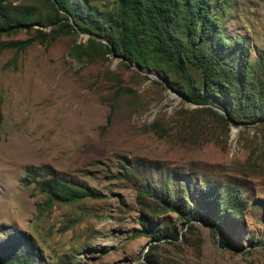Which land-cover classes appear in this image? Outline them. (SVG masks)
Listing matches in <instances>:
<instances>
[{
	"label": "rangeland",
	"instance_id": "374dc122",
	"mask_svg": "<svg viewBox=\"0 0 264 264\" xmlns=\"http://www.w3.org/2000/svg\"><path fill=\"white\" fill-rule=\"evenodd\" d=\"M1 1L32 14L0 35L3 256H25L26 264H264V123L226 122L218 106L196 103L143 72L186 88L202 79L192 66L168 75V67L162 73L126 63L113 40L117 0H72L98 10V17L84 15L103 37L70 16L76 30L62 27L49 0ZM214 4L217 35L235 48L228 57L243 47L256 65L264 53V0ZM92 37L111 51L88 49ZM31 38L25 48L11 45ZM46 164L99 195L50 201L27 170ZM230 187L247 203L208 213L205 205L213 209ZM148 189L165 195L140 198ZM167 192L182 206L181 218L154 213ZM144 216L152 219L148 234ZM222 234L231 244H222Z\"/></svg>",
	"mask_w": 264,
	"mask_h": 264
},
{
	"label": "trees",
	"instance_id": "16d2710c",
	"mask_svg": "<svg viewBox=\"0 0 264 264\" xmlns=\"http://www.w3.org/2000/svg\"><path fill=\"white\" fill-rule=\"evenodd\" d=\"M49 1L55 11L53 17L59 21L65 20L61 24L62 27L76 30L68 19L70 16L72 21L77 20L81 30L103 37L101 34L103 28L95 32L91 27L94 26V21L84 15L89 13L98 17V10L94 6L72 0ZM117 2L120 4V12L117 13L118 34L113 40L126 63L151 67L162 73H166L165 67H168L170 68L168 75L186 72L188 66H192L202 78L200 84L197 85L192 80L186 88L178 83H172L173 86L170 84L175 90H185L187 97L196 103L222 108L229 115V118L221 115L226 122L264 123V53L256 65L249 64L242 46L237 48V57H228L235 48L227 44L224 36L217 35L221 14L213 12V7L216 6L214 0H117ZM31 17V13L18 10L0 0V35L11 31L16 25L31 20ZM51 21L53 22V19ZM79 21L85 24H80ZM34 41L35 39L31 38L11 45L25 48ZM89 44L88 49H91V45L99 44L100 47H105L107 52L111 51L109 46L98 41L96 37H92ZM240 44L238 40L235 46ZM239 49H242V52H239ZM90 55H95L94 51L90 52ZM152 73L157 75V72ZM27 170L28 175L37 181L40 190L52 202L74 203L99 195L90 188L75 187L59 177L48 164L39 168L29 166ZM156 190L148 189L140 198L149 195L155 200H161L165 194H159ZM225 191L229 193L228 196L221 197L217 194L214 210L210 209L211 203L205 205L208 213L216 211L219 216L220 213H229L247 203L239 199L238 190L233 187ZM167 195V201L156 206L154 213L171 210L177 212L181 218L184 213L182 206L169 192ZM211 195H208L210 201ZM220 221L219 218L213 223L208 222L210 224L207 225L221 224ZM151 222L152 219L148 216L141 218L140 225L144 233H149L148 227ZM221 242L231 244L230 238L223 234ZM26 260L28 258L21 255L4 257L0 251V264H26Z\"/></svg>",
	"mask_w": 264,
	"mask_h": 264
},
{
	"label": "water",
	"instance_id": "95a60500",
	"mask_svg": "<svg viewBox=\"0 0 264 264\" xmlns=\"http://www.w3.org/2000/svg\"><path fill=\"white\" fill-rule=\"evenodd\" d=\"M138 68H139V70H144L142 67H140V66H138ZM147 71H143V72H146V73H151V72H157V71H153V70H150V69H146ZM157 75L156 76H158V78H160V79H162V80H164L165 82H166V84L168 85V86H170V88L172 89L173 87L170 85V82H168L167 80H165V78L163 77V76H161L158 72L156 73ZM216 108H218L219 110H221L228 118H229V115H228V113L225 111V110H223L222 108H220V107H216Z\"/></svg>",
	"mask_w": 264,
	"mask_h": 264
}]
</instances>
